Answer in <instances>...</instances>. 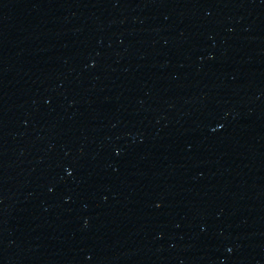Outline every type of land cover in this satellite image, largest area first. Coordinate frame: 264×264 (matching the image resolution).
Masks as SVG:
<instances>
[{"label":"water","instance_id":"water-1","mask_svg":"<svg viewBox=\"0 0 264 264\" xmlns=\"http://www.w3.org/2000/svg\"><path fill=\"white\" fill-rule=\"evenodd\" d=\"M0 264H264V0H0Z\"/></svg>","mask_w":264,"mask_h":264}]
</instances>
